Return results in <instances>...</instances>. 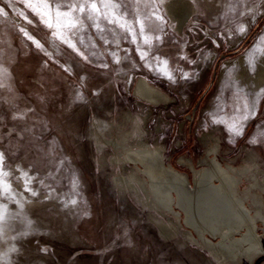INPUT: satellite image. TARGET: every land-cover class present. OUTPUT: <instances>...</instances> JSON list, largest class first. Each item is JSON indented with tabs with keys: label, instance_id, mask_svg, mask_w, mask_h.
<instances>
[{
	"label": "rangeland",
	"instance_id": "1",
	"mask_svg": "<svg viewBox=\"0 0 264 264\" xmlns=\"http://www.w3.org/2000/svg\"><path fill=\"white\" fill-rule=\"evenodd\" d=\"M194 1L180 33L164 0H0V264H264L263 250L253 261L217 256L175 201L180 217L145 204L150 191L116 185L117 174L134 171L150 190L140 164L125 160L124 171L113 162L119 152L101 144L139 123L165 165L191 181L183 156L198 169L211 158L239 169L252 152L264 169V91L252 101L228 64L244 57L253 69L264 52V0ZM154 57L167 60L173 79ZM142 78L164 101L133 94ZM125 114L133 120L121 125ZM234 120L239 136L228 130ZM205 133L217 155L207 154ZM257 231L264 246V226Z\"/></svg>",
	"mask_w": 264,
	"mask_h": 264
},
{
	"label": "bare ground",
	"instance_id": "2",
	"mask_svg": "<svg viewBox=\"0 0 264 264\" xmlns=\"http://www.w3.org/2000/svg\"><path fill=\"white\" fill-rule=\"evenodd\" d=\"M163 7L174 29L180 33L197 13L194 0H164ZM228 64L236 66L235 79L248 89L250 99L256 101L259 93L264 90V52L257 55L253 69L248 67L244 57ZM136 94L155 105L165 98L161 91L144 78L138 80ZM131 120L133 114H125L120 118V124L126 125ZM134 125L135 130L122 134L120 141L103 136L101 144L111 145L119 152L115 153L113 162L119 164L124 171L127 168L125 160L140 164L149 179L150 190L146 179L136 175L134 171L117 174L114 177L116 185L143 190L146 194L150 191L148 198H142L145 204L159 210H169L180 217L179 211L173 207L175 201L177 208L184 214L183 222L197 232L217 256L225 260L247 256L253 261L264 251L262 237L257 231L259 224L264 226V169L256 163L252 152L248 156L252 164L239 169L224 167L215 158L202 159L201 162H207L208 167L198 169L189 158L183 156L182 161L193 168L192 182L186 172L174 169L171 164L165 165L163 150L149 146L145 129L139 123ZM157 131H161L159 126ZM130 135L135 136V141L130 139ZM209 137L208 133L203 135V146H206L208 155H217L218 146ZM134 144L138 147L135 148ZM123 152L126 156L120 158ZM105 155L104 152L103 156ZM243 177L249 182L244 188L241 187ZM158 229L163 237L169 238L170 227L165 222H158ZM239 232L241 235L236 236ZM212 237L220 238L214 240Z\"/></svg>",
	"mask_w": 264,
	"mask_h": 264
},
{
	"label": "snow or ice",
	"instance_id": "3",
	"mask_svg": "<svg viewBox=\"0 0 264 264\" xmlns=\"http://www.w3.org/2000/svg\"><path fill=\"white\" fill-rule=\"evenodd\" d=\"M5 2H7V0H5ZM28 6H29V7H34V5H32L31 3H29ZM44 7H45V8H48V7H50V6H49L47 3H45V4H44ZM91 8L94 9V10H96V11H99V9L97 8V5H96L95 3H92V4H91ZM79 11L83 12V11H84V8H83V7H80V8H79ZM0 14H2V15H7V12H5L4 8H0ZM62 14H63V15H68V13H60V12H57V15H62ZM25 18L27 19V17H25ZM157 19L163 20V17H157ZM29 23H31V21H29ZM48 26L51 27L52 25L49 23ZM140 26H141V30L143 31V24L141 23ZM245 30H246V29H245L243 26H241V27L239 28V31H240L241 33H243ZM25 34L27 35V33H25ZM29 39H32V37H29ZM157 39H159V37H157ZM145 42H147V39H146ZM36 45H37V47H41V45L39 44L38 41L36 42ZM146 55H147L146 53H142V54H141V59H144V58L146 57ZM154 59L157 60V61L159 62V65H160L161 71H163V73H164L165 75H167L169 79H173V76H172L171 72L166 71V69H167V63H168L167 60H163V61H161V60H160V57H154ZM185 59H186V58H185ZM250 62H251V60H250ZM187 76H188V74L185 73V74H184V78H187ZM262 91H264V90H262ZM241 119H242V120H246V119H248V115L245 114ZM228 130H229L230 133H232L233 136H239V135L242 134L243 125H242V123H240L239 121H235V120H234L233 123H231V124L229 125ZM253 142H255V141H253ZM4 163H5V155H4L3 152H0V168H3V167H4ZM24 175H27V173H24ZM41 183H43V181H41ZM9 190H10L9 187H8L7 185H5V187H4V191H5V192H8ZM28 190L31 191V189H28ZM32 194H33V195H36L37 193L33 192ZM73 203H75V201H73Z\"/></svg>",
	"mask_w": 264,
	"mask_h": 264
},
{
	"label": "water",
	"instance_id": "4",
	"mask_svg": "<svg viewBox=\"0 0 264 264\" xmlns=\"http://www.w3.org/2000/svg\"><path fill=\"white\" fill-rule=\"evenodd\" d=\"M133 94H136V86H135V89L133 90ZM142 101L146 103L145 100H142ZM147 104H148V103H147Z\"/></svg>",
	"mask_w": 264,
	"mask_h": 264
}]
</instances>
